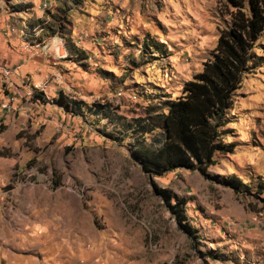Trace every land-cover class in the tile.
Returning a JSON list of instances; mask_svg holds the SVG:
<instances>
[{
  "label": "rangeland",
  "instance_id": "rangeland-1",
  "mask_svg": "<svg viewBox=\"0 0 264 264\" xmlns=\"http://www.w3.org/2000/svg\"><path fill=\"white\" fill-rule=\"evenodd\" d=\"M220 5L0 0V43L19 55V34L4 33L26 27L43 50V61L27 55L37 63L27 83L49 78L44 96L21 101L0 131V264H264V66L234 95L223 136L234 148L215 155L214 180L149 175L119 132L160 113L211 59ZM59 95L84 101L82 112L55 104ZM228 177L245 185L239 193ZM161 191L185 200L196 233L179 229Z\"/></svg>",
  "mask_w": 264,
  "mask_h": 264
},
{
  "label": "trees",
  "instance_id": "trees-1",
  "mask_svg": "<svg viewBox=\"0 0 264 264\" xmlns=\"http://www.w3.org/2000/svg\"><path fill=\"white\" fill-rule=\"evenodd\" d=\"M220 3L226 19L218 29L212 57L203 63L202 70L184 83L178 97L163 102L160 113L119 123V132L123 136L130 135L135 158L142 170L151 176L192 170L205 179L214 180L208 169L215 165V155L230 153L234 148L233 143L224 142V129L242 80L264 66V55L259 53H264L261 42L264 0H220ZM57 42L54 39V50ZM52 101L72 112H82L85 105L84 101L63 95ZM104 115L112 121L114 118L120 121V117L114 115L113 118L106 111ZM154 132L158 133L148 140L147 136ZM224 184L235 193L245 186L236 177L226 178ZM160 195L175 215L179 229L189 236L196 233L185 215V200L164 191Z\"/></svg>",
  "mask_w": 264,
  "mask_h": 264
},
{
  "label": "built area",
  "instance_id": "built-area-1",
  "mask_svg": "<svg viewBox=\"0 0 264 264\" xmlns=\"http://www.w3.org/2000/svg\"><path fill=\"white\" fill-rule=\"evenodd\" d=\"M46 4H44V8ZM26 27L20 30H16L14 27H9L7 30L9 35L18 33L22 43L20 52L31 55L38 56L41 53V43L36 42L32 39H27L25 32ZM15 74V70L12 71ZM11 71L6 68L0 67V130L4 126L7 118L16 113L17 108L21 101H31L38 94L44 96L45 90L49 87L47 85V80L45 79L42 83L30 86L23 78L19 79L17 82H12L9 79Z\"/></svg>",
  "mask_w": 264,
  "mask_h": 264
},
{
  "label": "crops",
  "instance_id": "crops-1",
  "mask_svg": "<svg viewBox=\"0 0 264 264\" xmlns=\"http://www.w3.org/2000/svg\"><path fill=\"white\" fill-rule=\"evenodd\" d=\"M4 36L6 38H9L10 35L7 30L4 33ZM6 44H7L6 45L7 49L6 47L3 46L2 43H0V67L9 69L11 71L9 79L12 82H17L21 78H23L24 81L28 82L27 79L29 77L26 74L35 70L37 68V63L36 62L28 63L27 61L29 60L27 59V55L20 52L22 51L20 47L24 45L21 39H18V45L16 44L17 49L19 51V55L16 53L15 51L16 48L15 46H12V43L10 44L9 42H6ZM11 49H13L15 53L11 52L12 51ZM42 54H43V50H41V53L39 56L32 57V58H39L40 60L43 61V58L41 57ZM13 70H15V74L12 73ZM33 85H36V84H31L30 86H33Z\"/></svg>",
  "mask_w": 264,
  "mask_h": 264
}]
</instances>
